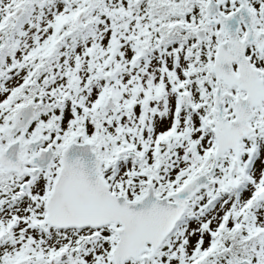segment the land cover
<instances>
[{
  "label": "snow or ice",
  "instance_id": "1",
  "mask_svg": "<svg viewBox=\"0 0 264 264\" xmlns=\"http://www.w3.org/2000/svg\"><path fill=\"white\" fill-rule=\"evenodd\" d=\"M0 264H264V0H0Z\"/></svg>",
  "mask_w": 264,
  "mask_h": 264
}]
</instances>
